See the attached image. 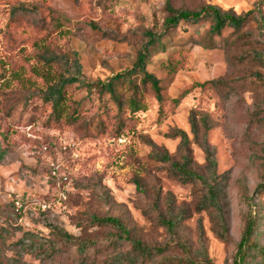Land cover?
Segmentation results:
<instances>
[{
    "label": "rangeland",
    "instance_id": "obj_1",
    "mask_svg": "<svg viewBox=\"0 0 264 264\" xmlns=\"http://www.w3.org/2000/svg\"><path fill=\"white\" fill-rule=\"evenodd\" d=\"M167 4L176 10L211 4L236 15L260 6L262 22L250 20L237 35L225 29L212 38L208 22L183 25L150 52L146 70L159 80L161 104L140 76L131 79L138 94L131 85L117 87L120 105L73 84L65 88L62 117L56 121L43 101L56 75L69 76L75 58L87 82H103L130 68L146 32L162 30ZM46 54L66 58L68 64L47 66ZM260 56L264 59V0H0V147L5 152L0 230L6 245L29 233L35 237L33 245L27 243L26 264H80L75 247L58 241L55 232L63 230L95 240L85 264H104L116 231L92 226L90 217H112L145 245H170V264H204V257L210 264H232L252 215L258 222L254 240L264 247ZM133 96L145 110L128 109L126 99ZM71 114L75 120L69 123L64 118ZM192 116L206 120L215 151L226 243L216 237L209 214L195 211L199 187L173 179L169 165L151 154L153 144L179 161V140L170 135L181 130L191 140ZM187 155L190 168L205 175L201 150L191 145ZM167 194L174 214L184 216L174 236L159 223L168 216ZM121 249L130 247L125 243Z\"/></svg>",
    "mask_w": 264,
    "mask_h": 264
},
{
    "label": "trees",
    "instance_id": "obj_2",
    "mask_svg": "<svg viewBox=\"0 0 264 264\" xmlns=\"http://www.w3.org/2000/svg\"><path fill=\"white\" fill-rule=\"evenodd\" d=\"M168 15L164 19L162 30L159 33L151 31L146 32V41L141 44L132 66L124 71L115 74L106 81L87 82L81 75V67L75 58L71 65L69 76L57 74L55 80L49 84L43 93V101L51 108V116L59 121L62 117L63 107L65 104V88L67 86L78 84L86 88L89 92L97 91L100 95H108L111 100L120 105L121 95L117 92V87L131 85L133 94H138L137 88L133 85L131 79L140 76V83L149 87L156 99L161 104L163 98L161 96V87L159 80L152 74L147 72V64L150 58L151 50L158 45L162 37L169 32L183 26H195L201 22H208V35L210 38L220 36L225 29H230L232 34L237 35L245 27L250 20L262 22L261 8L251 10L243 15H236L234 12L225 11L216 5L207 4L195 10L173 9L166 5ZM264 63L263 57H259ZM47 66L54 63L68 64L66 58L56 56L54 54H46L42 56ZM214 83V82H210ZM123 89V88H122ZM187 90L184 91L174 101L179 104L181 98L185 96ZM127 107L133 113L145 110V106H141L140 102L133 96L126 99ZM74 114V113H73ZM71 114L64 119L69 123L75 120V116ZM191 140L187 134L181 130H173L170 138L179 140V150L182 154L179 161H173L168 152L151 144L153 157L156 162L169 165L168 173L183 185H194L199 187L200 196L195 206L197 213H208L210 221L214 226L216 237L222 242L228 241V229L226 226L225 215L221 205V193L223 190L221 175L217 173V161L215 151L208 143V126L204 118L196 120L195 117L189 119ZM196 145L202 152L204 157L205 175H200L190 168V160L187 155L188 148ZM4 150L0 147V160L3 158ZM264 185V183H263ZM166 212L167 217L159 219V223L163 226L170 236L176 234V230L180 223L184 220L181 214H174L173 200L170 194L166 196ZM90 223L92 226H106L114 229L116 234L112 235L109 244L112 249L106 256L104 264H170L166 253L170 249V245L163 247L148 246L137 239L131 238L130 231L126 226L116 218L91 216ZM258 222L252 215L246 219L245 227L240 235V240L233 256L232 264H264V247L259 246L254 237L256 235V227ZM201 221H198V228L201 230ZM3 231V230H2ZM0 230V264H26L23 255L29 253V244L34 243L32 234L25 233L23 237L17 240L11 246L6 245V238ZM58 241L62 245L75 247L76 257L80 264H85L91 257L88 254L90 249L94 250L96 241L81 239L68 234L63 230L55 232ZM253 238V239H252ZM127 243L130 250L123 251L122 245ZM12 248V249H10ZM10 249V250H9ZM7 251L11 252V256L7 255ZM204 264H210L207 257L203 258Z\"/></svg>",
    "mask_w": 264,
    "mask_h": 264
},
{
    "label": "built area",
    "instance_id": "obj_3",
    "mask_svg": "<svg viewBox=\"0 0 264 264\" xmlns=\"http://www.w3.org/2000/svg\"><path fill=\"white\" fill-rule=\"evenodd\" d=\"M60 197H61L62 199H65L64 196H63V194H60ZM14 204H15V206L17 207V209H20V208L22 207L19 201H16Z\"/></svg>",
    "mask_w": 264,
    "mask_h": 264
}]
</instances>
